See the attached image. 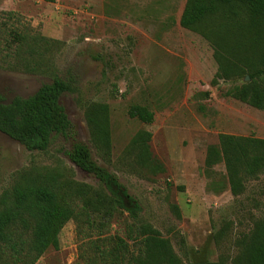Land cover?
<instances>
[{"label":"rangeland","instance_id":"obj_1","mask_svg":"<svg viewBox=\"0 0 264 264\" xmlns=\"http://www.w3.org/2000/svg\"><path fill=\"white\" fill-rule=\"evenodd\" d=\"M186 1L0 0L1 100L28 97L59 76L70 86L60 103L74 133L55 136L40 151L0 132V202L9 204L14 189L29 184L65 188L69 201L77 184L103 192L93 175L67 158L75 139L118 177L138 201L140 219L169 241L182 264H232L236 240L264 215V173L232 195L223 162L208 164L207 152L220 134L264 138V110L222 95L245 78L212 83L217 62L211 41L179 24ZM226 19L209 20L206 28ZM97 104L107 106L109 152L94 144L86 120ZM132 104L152 110L153 121L131 118ZM141 131L151 134L158 169L139 165L130 149ZM107 220L97 233L84 220L69 219L58 248L49 247L34 264H108L113 236L129 244L128 257L135 248L126 239L131 219L115 210ZM3 252L0 264H22Z\"/></svg>","mask_w":264,"mask_h":264},{"label":"trees","instance_id":"obj_2","mask_svg":"<svg viewBox=\"0 0 264 264\" xmlns=\"http://www.w3.org/2000/svg\"><path fill=\"white\" fill-rule=\"evenodd\" d=\"M218 18L230 21H217L212 28H206L207 21ZM179 24L200 31L211 41L217 62L212 83L248 76L247 81L233 84L222 95L264 110V0H187ZM69 88V83L57 76L28 97L16 96L8 103L0 97V132L28 150L40 151L47 150L55 136L73 137L71 121L60 103L61 95ZM128 115L145 123H151L154 117L152 110L138 104L130 105ZM85 116L94 144L109 152L107 106L92 105ZM150 138V132H138L129 146L139 165L158 169L160 163L149 151ZM72 140L67 158L93 175L104 191L77 184L69 201L65 188V192H58L46 185L16 187L9 204L5 198L0 202V255L5 250L16 262L34 264L46 249L58 248V233L69 219L84 220L97 233H103L107 218L121 210L131 219L126 239L135 248L127 257L126 240L110 237L113 244L106 250L108 264H123L124 259L126 264H182L169 241L140 219L138 201L118 177L93 159L85 143ZM206 159L208 164L223 162L230 192L239 195L247 180L264 173V138L220 134L218 146L209 147ZM236 246L232 264H264V215L249 232L238 237Z\"/></svg>","mask_w":264,"mask_h":264},{"label":"water","instance_id":"obj_3","mask_svg":"<svg viewBox=\"0 0 264 264\" xmlns=\"http://www.w3.org/2000/svg\"><path fill=\"white\" fill-rule=\"evenodd\" d=\"M245 80H248V76L245 77Z\"/></svg>","mask_w":264,"mask_h":264}]
</instances>
